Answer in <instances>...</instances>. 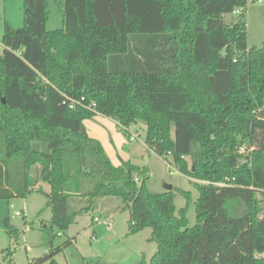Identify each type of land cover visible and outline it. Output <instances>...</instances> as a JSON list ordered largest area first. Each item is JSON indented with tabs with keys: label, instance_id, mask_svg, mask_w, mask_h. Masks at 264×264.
<instances>
[{
	"label": "trees",
	"instance_id": "1",
	"mask_svg": "<svg viewBox=\"0 0 264 264\" xmlns=\"http://www.w3.org/2000/svg\"><path fill=\"white\" fill-rule=\"evenodd\" d=\"M58 1L59 28H46L49 0H23V25L4 23L0 199L48 183L51 223L64 229L117 197L129 233L150 228L156 244L138 264H264V44L247 46L242 18L221 19L255 0ZM97 114L123 129L142 121L149 150L225 184L194 183L193 226L188 193L178 189L176 214L174 187L151 192L147 167L111 162L83 125ZM55 254L29 264H62Z\"/></svg>",
	"mask_w": 264,
	"mask_h": 264
},
{
	"label": "rangeland",
	"instance_id": "2",
	"mask_svg": "<svg viewBox=\"0 0 264 264\" xmlns=\"http://www.w3.org/2000/svg\"><path fill=\"white\" fill-rule=\"evenodd\" d=\"M47 17V29L61 26L60 1L49 0ZM240 18L244 22L247 46H262L264 0L248 2L243 17L239 16V12L224 13L221 16L227 25L239 22ZM5 22L14 28L23 25V0H9L5 6L3 0H0V54L4 49L1 37ZM109 66L112 67L111 64ZM125 69L134 68L126 65ZM83 125L89 136L100 141L113 164L122 166L131 162L147 167V187L151 192L165 191L166 185L174 187L176 214L187 203V198L178 189L188 193L187 227L195 224L194 202L198 192L194 183H200L178 172L170 157L164 160L148 149L144 143L146 127L142 121L123 129L110 118L96 115L83 120ZM130 136L135 139L130 140ZM49 194V184L42 183L40 188L34 187L24 197L0 199V264H28L55 251L54 258L62 264H138L142 257L149 260L156 251V244L148 240L150 228L129 233V211L123 208L119 198L104 197L111 200L107 208L93 207L77 216L66 228L58 229L51 223L53 212L48 202ZM255 197L264 215V194L257 192ZM97 213L101 215L99 222L93 221ZM11 228L14 230L12 233L9 232ZM255 256L264 257V251L255 253Z\"/></svg>",
	"mask_w": 264,
	"mask_h": 264
},
{
	"label": "crops",
	"instance_id": "3",
	"mask_svg": "<svg viewBox=\"0 0 264 264\" xmlns=\"http://www.w3.org/2000/svg\"><path fill=\"white\" fill-rule=\"evenodd\" d=\"M7 2H9V0H3V4H4V6L6 5V3ZM48 18V17H47ZM10 24V23H9ZM97 115H100V114H97ZM96 116V115H95ZM112 120V119H111ZM114 121V120H113ZM94 138V137H93ZM109 201H111V200H106V198H104V197H102V198H99L96 202H95V207H97V208H107L106 207V205L107 204H109ZM85 202H81V203H79L80 205H83ZM108 206V205H107ZM95 216H100V218H101V215H100V213H97V215H95ZM94 216V217H95ZM93 217V218H94ZM100 218H99V221H100ZM76 220V218L74 219V221ZM94 221V220H93ZM99 221H97V222H99ZM33 261V260H32ZM30 263V262H29ZM28 263V264H29Z\"/></svg>",
	"mask_w": 264,
	"mask_h": 264
},
{
	"label": "built area",
	"instance_id": "4",
	"mask_svg": "<svg viewBox=\"0 0 264 264\" xmlns=\"http://www.w3.org/2000/svg\"><path fill=\"white\" fill-rule=\"evenodd\" d=\"M257 2H261V0H257ZM239 10L238 9H235V11H234V13H237ZM133 139H135V137H133V136H130V140H133ZM239 150L241 151V152H243V150H244V145H242L240 148H239ZM137 180V179H136ZM138 181V180H137ZM197 182H199V183H201V184H211V185H215V186H223V185H225L224 183H215V182H207V181H197ZM99 218H100V216H95L94 218H93V220L95 221V222H97V221H99ZM107 224H108V221L106 222ZM39 264H45V263H39Z\"/></svg>",
	"mask_w": 264,
	"mask_h": 264
},
{
	"label": "water",
	"instance_id": "5",
	"mask_svg": "<svg viewBox=\"0 0 264 264\" xmlns=\"http://www.w3.org/2000/svg\"><path fill=\"white\" fill-rule=\"evenodd\" d=\"M4 100L2 99V102H3ZM172 189V186L171 185H166L165 186V190H167V191H169V190H171Z\"/></svg>",
	"mask_w": 264,
	"mask_h": 264
}]
</instances>
